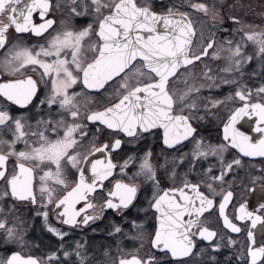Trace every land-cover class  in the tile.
I'll list each match as a JSON object with an SVG mask.
<instances>
[{
    "label": "flooded vegetation",
    "instance_id": "flooded-vegetation-1",
    "mask_svg": "<svg viewBox=\"0 0 264 264\" xmlns=\"http://www.w3.org/2000/svg\"><path fill=\"white\" fill-rule=\"evenodd\" d=\"M135 8L176 15L191 25L193 38L186 58L181 57L185 64L166 83L171 119L161 111L151 113L166 120L148 121L125 135L88 121L89 115L116 104L135 87L157 82L156 74L135 59L97 92L84 87L81 74L102 49L101 36L113 38L131 21ZM55 82L66 94L64 107L74 114L77 136L71 150L83 154L78 167L66 161L64 176L52 182L48 206L39 197L35 164L12 161L0 143V154L6 156L0 179V264L14 251L35 256L41 239L47 240L48 251L68 253L69 260L79 254L74 247L80 244L79 255L87 264H118L131 256L140 264H207L224 245L242 249L231 255V263L247 264L250 221L237 219L236 211L251 187L264 185V152L241 156L223 140L221 125L240 104H264V0H0V110L10 120L27 116L22 129L28 139L36 140L50 125L57 131L67 126L62 109V125L60 110L50 113L48 123L43 110L35 111ZM236 86L259 90L251 100L228 106ZM83 94L91 96V104L83 101ZM217 116L222 117L219 125ZM9 121L0 124V141L11 137ZM99 147L102 158L86 164ZM11 162L14 170L9 173ZM18 162L33 171L34 202L9 192L8 179ZM40 201L68 235L40 236L35 211ZM7 207L13 210L10 221H18L12 230ZM253 213L264 221V207ZM159 214L171 222L170 233L155 248ZM225 218L237 232L228 230ZM12 231L16 240L8 236ZM210 231L214 238L208 241ZM260 241L264 249V233ZM189 243V254L173 258L170 249ZM263 262L264 255L258 264Z\"/></svg>",
    "mask_w": 264,
    "mask_h": 264
},
{
    "label": "water",
    "instance_id": "water-1",
    "mask_svg": "<svg viewBox=\"0 0 264 264\" xmlns=\"http://www.w3.org/2000/svg\"><path fill=\"white\" fill-rule=\"evenodd\" d=\"M110 16L112 19L113 14ZM131 16V21L122 24L123 28L120 27L113 38L101 36L102 49L81 74L82 84L91 92L101 90L109 81L123 73L135 59L143 60L145 67L156 74L157 82L135 87L123 95L116 104L89 115L88 121L99 122L105 128L119 130L125 135H129L136 126L144 127L148 121L157 119L163 122L171 119V100L166 92V83L185 64L181 61V57L186 58L193 38L191 25L182 22L176 15H155L144 9L135 8ZM107 49H115V52L108 53ZM153 97L159 98L156 100ZM155 106L158 108L156 109ZM161 106L163 107L160 108ZM160 111L167 115L164 116L166 119L150 115L160 114ZM158 124L162 125L160 122ZM221 136L243 157H248L251 152L255 155L263 153L264 104L255 101L238 105L222 123ZM103 152V147L93 151L87 157L86 164L102 158ZM5 163L6 156L0 154V179L5 173ZM8 188L12 197L32 198L34 202L32 169L18 162L16 173L8 179ZM263 207L264 185L253 186L236 211L237 219L250 221L247 231V264H258L263 259L264 249L260 239L264 233V221L253 213ZM167 220L168 218L161 214L157 216V229L152 240L155 248H158L162 238L170 233L168 225L171 222L166 223ZM226 221H228L226 218L223 219L228 230L237 232ZM213 234L212 231L209 232L208 241L214 238ZM167 246L164 245L163 248ZM192 248V243H189L170 250L173 258H180L189 254ZM172 250L177 252L173 253ZM6 264L41 263L35 256H23L14 251L8 256ZM118 264H140V259L131 256L120 259Z\"/></svg>",
    "mask_w": 264,
    "mask_h": 264
},
{
    "label": "rangeland",
    "instance_id": "rangeland-1",
    "mask_svg": "<svg viewBox=\"0 0 264 264\" xmlns=\"http://www.w3.org/2000/svg\"><path fill=\"white\" fill-rule=\"evenodd\" d=\"M249 60L250 57H247L246 62ZM55 85L59 87L58 83L55 82L54 88L51 90V93L49 95L45 94L47 96L45 98V101L41 102L40 104H37L35 107V111H37L38 109L43 110L44 111V114L42 115L43 119L45 123H48L51 119V115H50L51 112H56L60 109L64 110L67 115L66 122L68 123L66 124L67 126L59 127L58 131H57V127L50 125L47 128H45L43 132H41L40 136L36 140L28 139L25 137L24 130L22 129L23 127L22 118L26 115L24 116L22 115L16 119L13 118L14 120H10L11 118L7 117L5 112L0 110V124L6 123L7 120L8 121L10 120L9 122L12 128L10 139L0 141V143H3L4 149L6 148V153L11 157L12 161L26 160L29 162H33L35 164L37 171V182H38L37 187L39 191L38 192L39 197L40 200L45 201L48 206H49L48 201L52 199V193L50 191V189L53 186L52 182L56 180L59 181L60 179L57 178L64 176L63 172L65 170V167L69 166V163L66 161L69 160L73 162V166L78 167L80 159L83 154L81 152L73 153L71 150V146L73 145V143L75 144V140L77 136L71 123V119L74 114L70 110L66 109V107H64L66 106V104L64 102L63 97L66 94L64 91H61L59 88L55 87ZM257 90L259 89H253L252 91L248 88L247 90H244V88L240 86H236L233 93H231V96L227 97V99H229V103L227 105L230 106L231 104H236L238 102L251 100L252 99L251 95L253 93H256ZM263 93H264V87H263ZM82 98L83 101L87 102L86 104H91V96L89 94H83ZM88 109H91L90 106L88 107ZM65 113L61 111L57 115V118H59L58 123H60L61 125L64 121L63 118L65 117ZM221 121H222V117L217 116L215 119L216 124L219 125ZM45 131H48V133H45ZM8 170L9 173L13 172L14 167L12 162L10 163ZM3 187H4V183H1L0 197L2 194ZM43 201L39 202L35 210L38 214L37 225L39 227L40 236L43 235L44 237L48 238L51 235H55L56 237L60 238L68 235L70 231L61 229L58 224L53 223L49 211L45 206L46 204L44 205ZM1 208L2 206L0 203V217H1ZM7 209H8L7 226H8V230H12L13 228H11V225H14V223L16 225L18 221L15 220L14 216H13L14 222L10 221L9 215L10 214L13 215L12 212L13 210H11L9 207H7ZM18 226H21L20 222L18 223ZM12 232H9L8 236L9 238L11 239L13 238L14 240H16L18 235L17 233L14 232L12 233ZM25 233L26 232L24 227L23 232L21 233L23 236L22 240L24 241H25L24 238ZM22 240L20 239L21 242ZM11 242L12 244H15L14 241ZM22 245L26 246L25 242ZM80 249H81L80 244L75 245L74 251L78 250L77 253L80 254ZM219 251H225L228 259H232L230 255L234 253L239 255L241 254L242 249L241 247H237V246L229 247L224 245L221 247V250ZM35 253H36L35 256H37L41 264H87V261L84 258H82L79 254L73 260L71 259L69 260V258H66V256L69 257L68 253L65 254L53 253L51 251L46 250L44 246L41 245V243L39 247H37ZM262 264H264V262Z\"/></svg>",
    "mask_w": 264,
    "mask_h": 264
},
{
    "label": "trees",
    "instance_id": "trees-1",
    "mask_svg": "<svg viewBox=\"0 0 264 264\" xmlns=\"http://www.w3.org/2000/svg\"><path fill=\"white\" fill-rule=\"evenodd\" d=\"M40 243L41 245L44 246L46 250H49V244L47 243V240L41 239ZM213 255H214L213 259L211 258L210 260H206L207 264H233L229 261L230 259H228V257L226 256L225 251H219V252L213 253Z\"/></svg>",
    "mask_w": 264,
    "mask_h": 264
}]
</instances>
